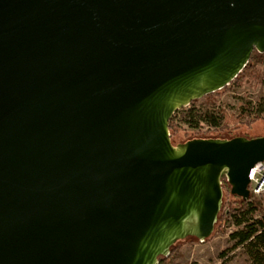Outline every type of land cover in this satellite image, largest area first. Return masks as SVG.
Segmentation results:
<instances>
[{"label": "water", "instance_id": "water-1", "mask_svg": "<svg viewBox=\"0 0 264 264\" xmlns=\"http://www.w3.org/2000/svg\"><path fill=\"white\" fill-rule=\"evenodd\" d=\"M264 53V0H0V264H158L205 241L264 135L170 121Z\"/></svg>", "mask_w": 264, "mask_h": 264}, {"label": "trees", "instance_id": "trees-1", "mask_svg": "<svg viewBox=\"0 0 264 264\" xmlns=\"http://www.w3.org/2000/svg\"><path fill=\"white\" fill-rule=\"evenodd\" d=\"M251 80L259 83L264 82V53L257 50L253 52L243 71L231 83L240 85L244 81ZM227 88L228 85L191 103L190 116H197L198 120H205L211 127L194 131L187 130L176 122L175 116L172 117L170 131L174 144L185 142L192 138H231L237 135L249 137L250 129L254 128L258 121L264 123V116L260 114L255 115L250 121L240 122L251 114L249 110L250 104L242 107V113L239 116L229 115L223 108L217 110L216 102L213 99ZM198 102L200 104L196 106ZM238 130L242 131L238 133ZM252 137L256 136L252 135ZM222 187L224 193L222 209L219 212L213 233L205 241H209L219 235H226L228 233V222L235 218L236 229L229 233L230 238L236 241V246L244 245L247 248L251 264H264V217L254 218L258 212L264 215L261 201L254 199L252 196L248 199H243L241 196L232 194L231 186L226 177L222 179ZM195 242L201 241L194 236L177 240L171 246L169 255L158 256V264H176L183 255L182 247L184 244Z\"/></svg>", "mask_w": 264, "mask_h": 264}, {"label": "rangeland", "instance_id": "rangeland-1", "mask_svg": "<svg viewBox=\"0 0 264 264\" xmlns=\"http://www.w3.org/2000/svg\"><path fill=\"white\" fill-rule=\"evenodd\" d=\"M213 101L216 102L217 110L223 108L229 115L234 116H239L242 113V107L250 104L251 114L240 122L250 121L257 114L264 116V82L251 80L244 81L240 85L231 83ZM199 104L200 102L196 106ZM191 107L192 104L177 110L174 114L176 122L191 131L211 127L205 120L190 116ZM248 135L249 137L264 135V123L258 121ZM258 217H264V215L258 212L254 218ZM227 229L228 233L224 236L219 235L209 241L185 243L182 247L183 255L176 264H251L247 248L244 245L236 246V241L230 238L229 233L236 229L235 218L228 222Z\"/></svg>", "mask_w": 264, "mask_h": 264}, {"label": "built area", "instance_id": "built-area-1", "mask_svg": "<svg viewBox=\"0 0 264 264\" xmlns=\"http://www.w3.org/2000/svg\"><path fill=\"white\" fill-rule=\"evenodd\" d=\"M249 188L250 196L260 200L264 208V161L257 162L253 167Z\"/></svg>", "mask_w": 264, "mask_h": 264}]
</instances>
